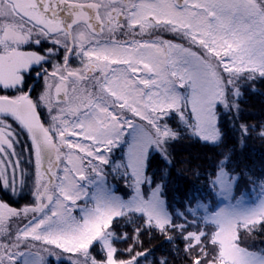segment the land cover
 Masks as SVG:
<instances>
[{
    "label": "snow or ice",
    "instance_id": "1",
    "mask_svg": "<svg viewBox=\"0 0 264 264\" xmlns=\"http://www.w3.org/2000/svg\"><path fill=\"white\" fill-rule=\"evenodd\" d=\"M250 95L264 0H0V264H264Z\"/></svg>",
    "mask_w": 264,
    "mask_h": 264
},
{
    "label": "trees",
    "instance_id": "2",
    "mask_svg": "<svg viewBox=\"0 0 264 264\" xmlns=\"http://www.w3.org/2000/svg\"><path fill=\"white\" fill-rule=\"evenodd\" d=\"M242 107L245 109V117L249 120L250 123H255L256 120L260 118L261 111L264 109V96L260 95H250L247 96ZM211 155L206 149L195 141H184L181 145H177V159H186L190 155L192 157L202 156L204 154ZM244 155L249 157L248 163L256 168L259 171L262 161H264V142L258 139H252L248 141L247 148L244 150ZM156 164H153V169L156 168ZM186 167L185 165L177 164L176 169L172 174V184L170 196H175L177 199L180 197V193L175 191V189H183L185 186V181L181 176H187V179L191 180L189 173L182 172L181 170ZM114 187H119L123 191H127L125 186L122 183L113 182ZM118 194H122L118 193ZM27 195V194H26ZM30 199V196L28 197ZM0 199H6L5 193L3 190H0ZM14 203L13 206H16L15 201L19 200L18 197H12ZM19 203L22 205L23 200H19ZM258 246L259 243H258Z\"/></svg>",
    "mask_w": 264,
    "mask_h": 264
},
{
    "label": "flooded vegetation",
    "instance_id": "3",
    "mask_svg": "<svg viewBox=\"0 0 264 264\" xmlns=\"http://www.w3.org/2000/svg\"><path fill=\"white\" fill-rule=\"evenodd\" d=\"M34 76H33V80H29V83L31 84V83H34L33 81H34ZM39 83V85L40 86H42V81H40V82H38ZM37 91H39V88L37 89Z\"/></svg>",
    "mask_w": 264,
    "mask_h": 264
},
{
    "label": "rangeland",
    "instance_id": "4",
    "mask_svg": "<svg viewBox=\"0 0 264 264\" xmlns=\"http://www.w3.org/2000/svg\"><path fill=\"white\" fill-rule=\"evenodd\" d=\"M113 183V182H112ZM118 183V182H117ZM113 187H114V184H113ZM27 193H25V195H26Z\"/></svg>",
    "mask_w": 264,
    "mask_h": 264
}]
</instances>
